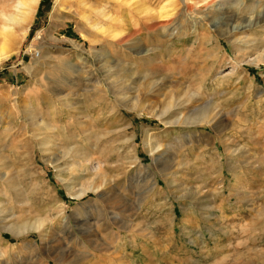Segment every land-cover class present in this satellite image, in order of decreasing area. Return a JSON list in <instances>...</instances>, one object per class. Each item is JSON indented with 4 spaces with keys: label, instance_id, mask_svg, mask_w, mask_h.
<instances>
[{
    "label": "rangeland",
    "instance_id": "1",
    "mask_svg": "<svg viewBox=\"0 0 264 264\" xmlns=\"http://www.w3.org/2000/svg\"><path fill=\"white\" fill-rule=\"evenodd\" d=\"M185 1L192 19L179 0L0 17L17 38L0 36V207L26 232L1 231L0 264H264V23H208L264 0ZM142 4L153 28L132 39Z\"/></svg>",
    "mask_w": 264,
    "mask_h": 264
},
{
    "label": "bare ground",
    "instance_id": "2",
    "mask_svg": "<svg viewBox=\"0 0 264 264\" xmlns=\"http://www.w3.org/2000/svg\"><path fill=\"white\" fill-rule=\"evenodd\" d=\"M179 1H180L179 4L180 5L181 4L184 5V7L186 9L184 11V13L186 14V16H189V18L192 19L193 17L191 16V12L189 10L190 8L187 5V3H189V2H187L185 0L184 1L183 0H179ZM39 2H40V0H23V1L18 0L15 3V5H14V9H16L19 13H17V14H10V15L2 14V16H0V17H5V19H6L7 22L13 21V20H17V19L20 20L21 21V25H22V29H23V28H25V27L28 26V23H29V20H30V16L37 11V8L39 6ZM217 10H219V11L222 12L221 13V17L218 20H209L208 23L210 25L214 26L216 31L222 32L226 36L232 35L234 33H241V32L247 31L248 29H251L252 27H260V25H263V23H264V18H262L260 16H258L259 18L256 19V20H254V21H251V20H240L239 17L237 16V14L232 13V11L231 10L229 11V9L220 8L219 7ZM0 12L3 13L4 11H1L0 10ZM138 13H139L138 14L139 15L138 16L139 18L137 20L139 22V25H142V26H140L138 29H132L131 30V32L128 35L132 39L138 38V36H140L141 34H143L144 30H146V32H149L153 28L152 26L149 27L147 25L150 19H148L146 17H149L150 16V13H148V11L145 9V5L144 4L139 5V11H138ZM140 16H142V18ZM151 20H152V18H151ZM173 23H174V21H171V22H163L162 24H159V26H157V25H153V26H157L160 29H163L165 31L168 28H170L172 26L174 27L176 25V24H173ZM9 29L10 28L4 23V20H2V18H0V36L5 33V37L7 38L8 43H10V45L12 47V46H15L16 45L17 38L12 33H10V30ZM226 36H223V37H226ZM130 38H128V39L130 40ZM138 48H140V47L138 46ZM136 49L133 48L131 51L135 55H137L139 58L140 57H143V56L149 55V51L148 50H145V49L136 50ZM2 56H4V53L1 54L0 58H2ZM208 111H210V110H208ZM34 120L32 119V121H34ZM194 121H195L194 124H196V125H201L203 123H207L208 116H207L206 112L199 113L197 115V117L194 119ZM45 125L46 124H44L42 127H44ZM50 127L51 126L46 125V128H50ZM34 137H36V136L34 135ZM85 161H86V166L90 167V161L88 159H85ZM57 165H58V163L55 162V165L54 166L56 167ZM100 168H101V166L98 163L93 168H91V169L89 168L88 171H92L93 170V172L96 173ZM90 174H91V172H90ZM7 176L5 175V173L0 172V182L6 181L7 180ZM98 188L95 189V192H98L99 191ZM2 214H3V212H2L1 207H0V238L3 239L5 237V236H3V234L1 233V231L2 232H8V231L9 232H12L15 235H17V237L22 236V234L24 232L23 231V228H24L23 225H24V223H23V225L22 224L21 225L20 224L19 225H16V224L13 225V223L12 224L10 223V222H12V221H10V219L2 218ZM13 221H14V219H13ZM32 226H34V225H32ZM24 233H26V232H24ZM0 242H1V240H0Z\"/></svg>",
    "mask_w": 264,
    "mask_h": 264
}]
</instances>
